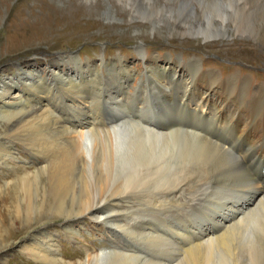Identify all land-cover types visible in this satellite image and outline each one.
<instances>
[{
  "label": "bare ground",
  "instance_id": "bare-ground-1",
  "mask_svg": "<svg viewBox=\"0 0 264 264\" xmlns=\"http://www.w3.org/2000/svg\"><path fill=\"white\" fill-rule=\"evenodd\" d=\"M200 5L202 27L250 33L264 51V0ZM69 10L74 21L83 14ZM136 51L144 65L131 94L120 57H103L102 71L78 56L48 65L44 77L0 71V256L18 241L14 224L63 221L78 243V227H101L107 246L84 245L77 260H63L44 229L19 248L37 264H264V82L253 87L238 71L223 80L196 58L157 72L155 57ZM152 94L164 100L150 109ZM103 108L118 117L105 118ZM160 232L181 237L184 249Z\"/></svg>",
  "mask_w": 264,
  "mask_h": 264
},
{
  "label": "rangeland",
  "instance_id": "rangeland-1",
  "mask_svg": "<svg viewBox=\"0 0 264 264\" xmlns=\"http://www.w3.org/2000/svg\"><path fill=\"white\" fill-rule=\"evenodd\" d=\"M203 1L208 2L198 0L200 4ZM199 3L197 0H0V71H11L19 66L23 71L24 68H30L36 76L44 77L48 65L55 66L61 59L70 61L72 56L82 59L85 66L92 63L95 71H102L99 62L103 57H120L126 66L123 73L130 70L132 79L125 80L123 76L121 80V73L117 72V81L125 83L127 87L124 91L131 94L141 81L139 73L143 70L144 60L136 51V47L141 46L147 57H155L150 60V64L155 63L157 72H161L168 65L174 67L176 61L185 64L196 58L201 62L202 71H217L223 80L238 71L240 76L250 78L253 87L263 83L264 51L260 44L250 33L232 37L230 32L202 27L197 15L202 8ZM75 5L83 10V14L76 21L72 19L69 10ZM214 8L217 9V6ZM237 40L250 41L253 47H249L247 51V47H241ZM217 56L225 58V62H219ZM186 69L183 72L188 77L190 72ZM63 72L67 73V70ZM104 73L107 76L105 68ZM212 88L215 90L218 86L213 85ZM198 90H205V84H199ZM157 96L151 95L150 109L155 108L158 101L164 100L162 95ZM52 102L53 106H57L56 102ZM126 103L127 101L123 102ZM237 107V111H240L246 105L242 103ZM129 109L133 111L132 106ZM124 111L132 115L127 109ZM100 113L105 118L119 115L114 108H103ZM119 119L125 120L122 117ZM71 123V120L67 121L68 125ZM20 154L30 162H38L37 156L28 150H22ZM3 171L7 169L3 168ZM2 177L0 174V182ZM118 185L119 182L116 186ZM142 217L143 213H139L138 219ZM162 221H167L168 224L165 225H169L167 217ZM63 224V221H52L45 226L14 224L18 241L0 256V264H37L19 248L18 243L33 244L32 238L37 241V234L44 229L58 242L60 257L67 261H73L74 258L77 260L83 255L84 245L95 250V247L102 248L108 244L109 240L104 239L105 234L98 232L101 227L91 223L84 228L78 227V243L65 234ZM174 227L178 228L173 229L179 234L181 227ZM160 233L170 243L184 249L181 237ZM2 243L4 242L0 236V245Z\"/></svg>",
  "mask_w": 264,
  "mask_h": 264
}]
</instances>
